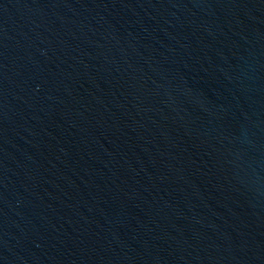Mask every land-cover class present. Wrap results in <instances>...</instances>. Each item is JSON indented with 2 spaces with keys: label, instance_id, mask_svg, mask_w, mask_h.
Instances as JSON below:
<instances>
[{
  "label": "water",
  "instance_id": "obj_1",
  "mask_svg": "<svg viewBox=\"0 0 264 264\" xmlns=\"http://www.w3.org/2000/svg\"><path fill=\"white\" fill-rule=\"evenodd\" d=\"M0 264H264V0H0Z\"/></svg>",
  "mask_w": 264,
  "mask_h": 264
}]
</instances>
